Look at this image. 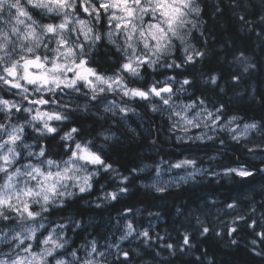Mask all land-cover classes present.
<instances>
[{
	"label": "clouds",
	"instance_id": "9594fccd",
	"mask_svg": "<svg viewBox=\"0 0 264 264\" xmlns=\"http://www.w3.org/2000/svg\"><path fill=\"white\" fill-rule=\"evenodd\" d=\"M0 264H264V0H0Z\"/></svg>",
	"mask_w": 264,
	"mask_h": 264
},
{
	"label": "trees",
	"instance_id": "16d2710c",
	"mask_svg": "<svg viewBox=\"0 0 264 264\" xmlns=\"http://www.w3.org/2000/svg\"><path fill=\"white\" fill-rule=\"evenodd\" d=\"M237 155H239V153H237ZM222 185H225V181H221ZM226 189L228 186H225ZM249 186L245 185L242 188H234V191H238L240 193H244L245 189H247ZM199 192H208L210 194H212L213 197L219 196L220 199L223 201L226 198L224 197L221 189L218 188H213L212 186H208L206 188L200 189ZM194 195H199V193H183L182 195V199L184 200L185 203H187L189 205V209H195L197 211H202L203 208L205 207V204H202L200 200H196V199H191L192 196ZM177 198L180 199L181 197H178L176 193H172L168 199L171 200L173 198ZM138 199L146 202V204L148 205V209L152 210V211H161L162 216H163V220H156V224H157V231H162V229L164 228H170L172 226L173 223L178 224L180 222L179 219H173L172 216V209H159L154 207L155 203H157V201L154 200H150L147 197H144L141 193H138L137 196ZM207 198L205 197V200ZM119 207V206H118ZM114 214V211H113ZM144 223H146V221H142Z\"/></svg>",
	"mask_w": 264,
	"mask_h": 264
},
{
	"label": "snow or ice",
	"instance_id": "6c2138e0",
	"mask_svg": "<svg viewBox=\"0 0 264 264\" xmlns=\"http://www.w3.org/2000/svg\"><path fill=\"white\" fill-rule=\"evenodd\" d=\"M241 175H246V173H241Z\"/></svg>",
	"mask_w": 264,
	"mask_h": 264
}]
</instances>
